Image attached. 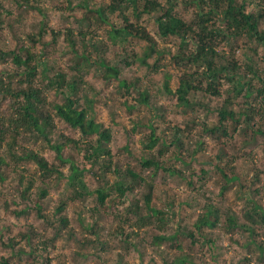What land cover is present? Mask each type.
<instances>
[{
	"label": "rangeland",
	"instance_id": "obj_1",
	"mask_svg": "<svg viewBox=\"0 0 264 264\" xmlns=\"http://www.w3.org/2000/svg\"><path fill=\"white\" fill-rule=\"evenodd\" d=\"M153 1L167 6V0ZM168 1L173 3L172 13L186 24L196 19L199 8L194 3L187 0ZM246 1L258 5L264 0ZM78 2L79 7L76 5ZM103 2L107 5L111 0ZM82 3V0H28L27 3L25 0H0L3 21L0 48L7 51L29 47L33 53L43 51L41 60L53 68L45 77L39 73V68L36 77L43 81L44 87L53 81L56 71H63L69 77L76 73L74 68L78 64H85L81 59L85 54L90 57V63L100 57L105 63L119 68L120 79H139L134 87L125 92L118 87L117 81H103L101 70L96 64L83 67L80 91L75 96L77 105L84 108L85 101L90 100L89 113L93 121L109 131V141L104 145L108 155L99 157L94 165L83 158L86 144L81 134L58 119L48 107L54 132L50 137L59 142H65L66 139L76 142L64 148L63 155L72 157L85 170L83 179L91 193L69 200L63 212L69 224L63 227L55 207L63 195H70L71 189L67 187L66 181L57 182L54 176L52 181L46 183L51 190L41 203L42 212L46 215L42 218L38 216L34 204L37 202V188H33L24 198L16 191L20 174L27 179L34 178L35 187H43L37 166L33 162L13 164L7 160L4 180L0 181V256L6 257L14 251L8 243L15 239L16 243L25 245L26 251H34L32 260L27 255L21 256L22 263L164 264L173 263L175 257H182L185 258L183 264H264V249L261 251L257 248V244L264 241L263 230L260 224L252 223L246 216L247 213H253L251 207L254 202L264 210V133L257 132L259 128L264 131L262 118L254 117L249 129L236 131L224 141L204 135L201 126L216 122V109L227 97L225 91L228 86L223 85L219 89L220 96H211L203 92V85L197 83L201 91L195 94L193 105L181 113L172 91L182 72L193 73L195 68L185 63L176 65L171 58L177 51L178 39L157 36L153 16L139 15L135 19L130 7L124 9L121 4L119 8L122 13L117 9L114 12L105 10V22H100L94 21L93 13H86L84 17ZM138 3L141 4V0ZM27 5L29 7H25ZM30 6L43 9L44 17L37 10L30 9ZM122 14L126 20L121 18ZM90 16L93 17L92 21L88 19ZM43 20L47 33L41 42H35V35L41 29ZM7 23L14 28L7 27ZM126 24L144 28L155 42L158 54H151L146 60L147 66H141L134 60L145 50L144 41L132 37H126L123 42L108 39L106 32L110 26L119 28ZM218 25H221L220 20L216 21L215 26ZM68 30L73 33L74 51L66 46L63 35L57 38L55 44L50 42L51 32L65 34ZM80 30L85 34L83 38L79 36ZM44 42L48 43L45 45ZM217 50L225 53L227 59L252 64L263 72L261 76L264 74V47L245 37L230 44L220 42ZM14 70L10 58L0 61V76L5 81L8 79L3 75ZM164 81L170 92L163 89ZM195 81H201L200 77H196ZM260 85L255 79L252 87L258 88ZM137 88L146 92V104L136 102ZM44 93L47 102H62L61 93L56 94L54 87H46ZM255 96L256 93L253 99ZM263 99L257 97L252 104L260 107L264 104ZM11 102L8 96L0 93V117L5 122L14 117ZM233 107L236 110L247 107L243 95L233 100ZM149 125L154 129V136L166 140L172 138L173 128L180 130L183 146H188L187 150L180 152V161L166 160L170 152H175L170 146L166 147V152L159 154L156 148L147 150L143 147ZM16 141L18 146L35 150L50 164L61 165L45 140L39 138L29 142L19 137ZM193 150L196 152L191 153ZM149 156L154 157L161 167L172 169L175 173L157 169L154 176L149 177V169L141 172V158ZM67 169V166L62 169L66 175ZM128 169L145 176L152 183L151 202L168 209L165 215L169 218L165 224L160 225L150 216L144 227L135 229V215L128 209L136 201L139 204L138 211L143 212L141 194L146 187L133 185L123 194H118L117 189L111 187L112 183L119 180L130 184L129 176H122ZM221 169L227 176H236L237 180L225 185L220 176ZM97 187H104L108 193L104 204L96 200L94 190ZM5 201L8 208L3 206ZM203 205H209L221 214L213 227L195 232L191 224ZM12 210L21 212L16 215ZM227 214L238 227L230 228L226 221ZM241 225L244 227L240 230ZM246 227H252L253 232ZM175 228L183 232L192 231V242L182 237L178 240L179 248L170 247L168 243L157 248L150 243L153 233L169 234ZM22 234L28 235L29 242ZM10 264L17 263L12 261Z\"/></svg>",
	"mask_w": 264,
	"mask_h": 264
},
{
	"label": "trees",
	"instance_id": "obj_2",
	"mask_svg": "<svg viewBox=\"0 0 264 264\" xmlns=\"http://www.w3.org/2000/svg\"><path fill=\"white\" fill-rule=\"evenodd\" d=\"M82 1L83 9H85L84 17L86 13H93L95 16L94 21L105 22L106 17H104L103 12L105 10L114 12L117 9L119 13H122V9L120 10L119 8L122 4L124 9L131 8L135 19L139 15L153 16L157 36L161 38L175 37L178 39L177 51H175L171 58L175 61L176 65L181 66L185 63L188 67L195 68L193 73H185L183 71L178 78L175 89L172 91L177 100L176 105L181 109V113H184L188 107L193 105V98L197 92L201 91V87H204L202 88L204 93L211 94V96H220L219 89L223 85L228 86L225 91L227 97L224 99L222 105L216 109V122L212 124L205 123L201 126V132L204 135H210L216 137L219 141H224L236 131L249 129L254 117L259 116L264 121V104L260 107L252 104L255 103L257 97L264 98V74L261 76L263 72L254 68L252 64L240 63L238 59L229 60L224 56L225 53L217 50V45L220 42L230 44L241 37H245L248 41L264 47V1L262 4L256 5L252 1L248 2L246 0H187L199 8L196 19L191 24H186L172 13L173 3L168 0L166 1L167 6L165 7L153 0H141V4L138 3V0H111L107 5L103 0ZM25 2L27 3L28 0H25ZM68 5H71V3H68ZM76 5L79 7L80 3L78 2ZM138 6H140L139 9ZM25 7H29V5ZM30 9L37 10L44 17L43 9L35 6H30ZM1 13L0 7V31L3 24ZM121 18L126 20L123 14ZM88 19L92 21L93 17L90 16ZM218 20L221 21V25L215 26ZM7 24V27L14 28L12 24ZM88 25H86V28H89ZM45 29L46 26L43 20L41 29L35 35V42H41L47 33ZM106 34L108 39L114 42H123L126 37L144 41L146 43L145 50L141 56H135L134 59L141 66H147L146 60L151 54H158L155 50V42H153L149 33L142 27H134L131 24H126L119 28L110 26ZM60 35H63V41L66 46L74 51L75 44L71 30L66 31L65 34L59 31L51 32L50 42L55 44ZM79 36L82 38L85 36L82 30H80ZM44 43L46 45L48 42ZM43 54V51L33 53L29 47L7 51L0 48V61L10 58L11 63L15 67L12 73L3 75L8 79L7 81L0 76V93L10 98L13 104H11V108L14 109V113L12 114L14 117L9 118L6 122L0 117V181L4 180L3 172L8 163L7 160H11L10 163L13 164L21 161L33 162L40 172L43 187H35L34 178L27 179L26 176L20 174L17 180L19 186L16 191L19 196L24 198L33 188H37V202L34 204L37 207L36 212H38V216L42 218L46 215L42 212L41 203L49 195V191L51 190L50 187L46 186V183L52 181L54 176L57 177V182L66 181L67 187L69 186L71 189L70 195H63L60 198L58 205L55 207V213L58 215L62 226L67 227L69 219L63 212L66 210L69 200L73 199V197L77 198L78 196L90 194L91 191L87 190L83 179L85 170L80 168L72 157L63 155V149L67 148L70 144H76V142L71 139H66L65 142H59L57 139L50 137L54 132L52 117L47 109L48 107L51 108L58 119H61L69 127L77 130L81 134L86 144L83 158L86 161L93 162L94 165L99 157L108 155V151L104 145L109 141V131L93 121L89 113L90 100L85 101L84 108H80L77 105L75 96L80 91L83 67L86 68V66L96 64V67L101 70L100 77L103 81L115 80L117 81L118 87L123 88L125 92L130 87H134L139 82V79L135 77L130 81L120 79L119 68L105 63L100 57L90 63V57L85 54L81 57L85 64H78L74 68L76 73L71 74L69 77L63 71H56L54 72L53 81L44 87L42 85L43 81L37 80L36 77L39 68H41L39 73L43 77L48 72L53 71V68L41 60ZM79 72L82 73L80 74ZM196 77H200L201 81L196 82ZM255 79L261 84L258 88L252 87ZM14 80L17 82H15V85H12ZM37 82L41 84L38 85ZM197 83L203 86L199 87ZM46 87H54L56 94L61 93L62 102H47L44 93ZM163 89L170 92L166 81L163 82ZM255 93L256 96L253 99V94ZM136 94V102L146 104V92L137 88ZM242 95L245 98L247 107L243 110H236L233 107V100ZM83 97L86 98V95ZM257 132L260 134L264 133L260 128ZM172 135V138L169 140L156 137L154 136V129L149 125V132L143 147L147 150L156 148L159 154L166 152V147L170 146L175 152H170L166 156V160L172 159L173 161H180V152L187 150L188 146H183L178 128H173ZM19 137L29 142L38 140L39 138L45 140L61 165H52L35 150L28 149L25 146H18L16 140ZM194 152L196 150L191 151V153ZM65 166L68 168L67 175L62 170ZM139 168L141 172L149 169L151 171L149 177H153L157 169L169 171L171 174L175 173L172 169L169 170V168L161 167L152 156L141 158ZM220 171L221 179L225 185L237 180L236 176H227L224 169ZM122 176H129L130 184H125L122 180L112 183L111 187H115L118 194H123L125 190L131 189L133 185L146 187L145 192L141 194L143 212L138 211L139 204L136 201L128 209L131 214L135 215V229L144 227L149 222L148 217L150 216L154 217L160 225L165 224L169 218V216L165 215L168 209L163 205L156 206L151 202V198L153 197L152 183L148 182L145 176L138 175L129 169ZM94 191L96 192L97 202L104 204L103 201L108 195L105 188L97 187ZM1 196L2 193L0 191ZM3 206L8 208V203L5 201ZM251 210L253 213H247V219L254 224H260L264 234L263 208L260 204L254 202ZM12 212L18 215L21 211L17 212L12 210ZM220 214L217 209L209 205H203L199 208L198 214L191 224L192 229L198 232L202 228L213 227L218 223V216ZM226 216V221L230 228L238 227L234 219L229 217V214ZM242 227L244 225L239 226L240 230ZM176 228L169 234L161 232L153 233L150 237V243L157 248L165 245L164 243H168L167 245L170 247L179 248L178 240L182 237H187L192 242V231L183 232L180 231L181 229L176 230ZM182 229L185 230L184 228ZM246 229H249L251 232L254 230L252 227H246ZM22 236L29 242L27 234H22ZM208 241L211 240L208 239ZM16 242L17 240L13 239L8 243V246L14 251L6 257L0 256V264H10L12 261L17 264H35L32 262L22 263L21 256L27 255L28 259L32 260L34 258V251H26L25 245ZM263 247L264 241H260L257 244L258 250L262 251L264 249ZM173 260L175 263L164 264H183L185 258L175 257Z\"/></svg>",
	"mask_w": 264,
	"mask_h": 264
}]
</instances>
